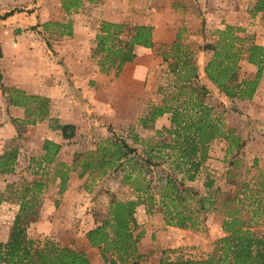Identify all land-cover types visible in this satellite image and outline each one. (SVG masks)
<instances>
[{
    "label": "rangeland",
    "instance_id": "1",
    "mask_svg": "<svg viewBox=\"0 0 264 264\" xmlns=\"http://www.w3.org/2000/svg\"><path fill=\"white\" fill-rule=\"evenodd\" d=\"M32 1L36 5H34L30 19H16L17 22L7 25L9 28H6L5 33H9L13 23L15 25L20 24L19 34L24 33V36L18 52L20 55H26L28 46H30L31 52L35 49L39 57V51L42 49L38 42L45 41L50 47L51 40L62 37V34L59 33L63 32L68 35L71 23L68 27H64V30H61L62 27L57 24L60 17H66L61 0ZM80 1L82 2V0ZM103 1L84 0L79 8L72 9L71 13L86 14L88 10L95 9ZM107 1L110 7L123 8L121 12H126L127 10L124 8L133 5V13H138L137 6L146 2L148 8L144 9L142 6L143 15L141 17H153V21L162 28L160 32L162 36H166L168 31L170 32V30L165 29V25H169L171 28L173 26L171 29L172 36L176 37L175 40H178L192 52L191 57L196 66H198V54L201 48L205 44H214L219 36L218 30L223 29L225 25L233 26V33L246 40L241 42L242 56L236 64L238 78H252L254 76L256 68L246 60L243 48L258 37V24H264V19L260 17V14L264 17V13L254 10L257 0H202L208 3L205 7L208 10L205 11L195 5V0ZM135 20L137 18H134ZM43 22L45 24L41 25ZM128 25H131L132 28H129ZM133 29L132 23L125 24V31L121 34V38L124 40L128 38ZM13 30L15 32L18 29L11 31L13 32ZM262 34L264 35V31ZM32 37L36 38V45L34 46L29 44ZM169 45L152 46L150 53L154 54V59L153 61L147 60L150 65L145 77L129 80L120 77L118 74L115 78L110 77L111 82H108V78L105 77L100 81L101 88L95 94L100 100L110 103L109 108L103 105L104 110L102 109L101 112L103 115L109 112L110 115H107L110 116L111 120L100 121L94 131L88 134L78 131L76 138L81 142L80 150L72 151L71 147L65 152L66 155L74 152L71 161H57L51 164H45L41 161V149L39 147L43 144H41V138L44 136L45 127L34 130L33 126H28L31 120L18 122L19 126L16 127L15 132L4 130L0 133L2 135L0 136L2 140L0 148L2 150L17 148L20 154L14 171L0 174V194L3 198L0 205V240L3 241L8 237L17 211L20 197L16 191L21 190L26 182L38 179L41 175L45 185L38 196L37 212L39 214L42 209L44 216H48V220L36 223L40 218L37 215L36 218L30 219L27 228L28 235L41 241L49 239L59 245L71 246V238L59 228L66 231L70 230V226L87 229L92 226V223H99L106 217L108 202L112 197L118 199L133 198L134 193L131 186L123 181L124 175L130 169L132 158H123L122 165L106 168L104 171L99 168H89L79 176L78 174L82 169L81 161L85 160L89 153L94 155L101 146L110 147L111 142L120 143L123 141L128 146L135 148L137 154L142 155L148 145L155 148L161 142L168 140L169 136L164 128L169 126V119L167 126L164 125L163 120H154L147 127H142L139 120L152 104L160 103L164 92L168 91L166 89L168 68L167 63L162 60L161 54L168 49ZM203 50L208 61L212 55V50L210 48ZM159 57H161L160 60ZM194 82L206 84L208 92L203 97L204 102L212 107V114L221 122L222 128L231 129L232 134L238 135L242 143L238 149L234 148L233 145L227 149L225 140L214 139L209 145V157L203 162L196 177L193 180L183 181V188H187L189 191L186 202L194 210L196 216V223L193 228L165 225L161 208L157 203L152 206L154 211L151 214L145 212V207L144 210L138 211V219L136 217L137 208L143 205L136 208L135 220L137 225L135 232L143 230L138 247L140 252L148 256L146 264H158L159 255L163 251H166V255L171 258H174L176 253L192 258L205 257L212 247V242L223 235L221 230L222 234L215 236L216 230L209 228L208 223L210 219L215 217L217 221L219 220L220 226L224 210L221 204L224 198H239L243 204L240 213L247 220L252 216L251 210L259 205L260 209L257 210V215L250 219V225L257 233L264 231V212H260L264 210V93H260L257 101L252 104L248 100L240 102L236 98H227L213 84L208 83L207 77L204 81L198 77L197 81ZM0 87H2L1 84ZM26 101L27 116L34 115L36 117L35 111L39 110L42 103L39 100ZM33 102H35V107L32 105ZM29 107L30 109H28ZM144 109L146 110L144 111ZM55 122V120H49V124L52 126ZM73 142L72 140L69 141L68 145ZM132 154L134 153L128 156ZM92 159L94 157L91 158V161H93ZM61 164H65L67 168ZM162 164L165 167L168 166L165 162ZM59 168L67 173L64 183L65 189H67L68 183L70 184V179L73 178L74 191L69 193L65 199L62 197L65 189L59 192L60 180L54 175V171ZM167 170L169 169L167 168ZM167 170L158 166L152 167L151 172H142L141 176L150 179L153 186H159L158 176H164ZM175 174L173 173V175ZM175 176L179 178L180 174ZM207 178L213 180V185L209 189L203 186ZM207 193L214 198V206L206 212L197 211L199 208L198 197L200 195L205 196ZM76 222L78 224H75ZM42 225H46L44 229L49 228L54 231V234L45 235L39 232ZM77 240L79 243L82 242L80 237ZM209 242L210 246H208ZM93 248L90 251L91 254L97 249L96 247Z\"/></svg>",
    "mask_w": 264,
    "mask_h": 264
},
{
    "label": "trees",
    "instance_id": "2",
    "mask_svg": "<svg viewBox=\"0 0 264 264\" xmlns=\"http://www.w3.org/2000/svg\"><path fill=\"white\" fill-rule=\"evenodd\" d=\"M61 2L64 11L76 9L81 4L80 0ZM254 10L264 13V0H257ZM16 11L17 8L10 9L0 14V19ZM57 24L64 25L59 22ZM124 28L125 24L121 22H100L91 56L96 60L101 72L114 70L117 74L125 62L134 59L136 45L153 46L151 25H135L133 32L125 40L121 38ZM233 29V26L225 25L223 29L218 30L219 36L214 44H205L201 48L212 50L203 72L209 82L227 98L249 100L255 93L264 69V46L250 42L243 48L246 60L254 65L256 70L252 78L239 79L236 64L242 56L241 42L246 40L234 34ZM161 55L168 68V91L164 92L160 103L152 104L146 110L139 123L142 127H147L158 116L168 114L169 126L164 128L169 136L168 140L155 148L148 145L142 155L137 154L135 148L123 141L111 142L110 147L101 146L94 155L89 153L88 157L81 161L79 176L92 167L104 171L106 168L122 165L123 158L133 160L130 162L129 171L123 177V181L132 188L133 198L112 197L108 202L106 217L99 223L95 222L92 228L84 232L88 245L98 249L104 264H146L148 256L140 252L138 247L143 230L135 232V213L139 205H143L145 212L151 214L154 211L152 206L157 203L165 225L193 228L196 216L186 202L189 191L183 188V181L196 177L203 162L209 157V145L214 139L225 140L227 149L231 145L238 149L242 143L238 135L232 134L231 129L222 128L221 122L212 114V107L204 102L203 97L208 89L204 84L194 82L198 79V72L191 57L192 52L175 40ZM13 91L20 97H10L11 103L25 106L26 100H39L42 105L36 112L38 116L48 112L46 99L27 95L19 90ZM35 121L31 120V123ZM55 121L53 126H49L57 130L63 139L68 140L74 136V124ZM41 149V161L51 164L55 162L60 144L45 139ZM131 153L134 154L128 156ZM18 155L17 148L0 153V174L14 171ZM92 157L95 160L91 161ZM162 162L168 166L165 167ZM61 165L67 168L65 164ZM157 166L169 170L164 176H158L159 186H153L152 181L141 174L151 172V168ZM173 173L180 174V177L177 178ZM66 174L61 168L54 171V175L60 180L59 192L65 189ZM41 176L26 182L21 190L16 191L20 199L9 235L5 240H0V264H91L82 249L59 245L49 239L41 241L28 235L30 219L38 215V196L45 185ZM212 185L213 180L209 178L203 183L206 189ZM2 201L0 194V205ZM197 203V211L206 212L214 206L215 200L207 193L205 196L200 195ZM242 206L241 200L236 197L222 200L221 207L224 210L220 228L223 235L212 242V247L205 257L192 258L176 253L174 258H171L163 251L159 255L158 264H264V231L257 233L250 225V219L257 215L260 206L257 205L251 210L252 216L248 220L240 213ZM80 243L83 245L84 241Z\"/></svg>",
    "mask_w": 264,
    "mask_h": 264
},
{
    "label": "crops",
    "instance_id": "3",
    "mask_svg": "<svg viewBox=\"0 0 264 264\" xmlns=\"http://www.w3.org/2000/svg\"><path fill=\"white\" fill-rule=\"evenodd\" d=\"M83 2L84 0H82L81 4ZM194 2L199 9H202L203 11L208 10L205 8L208 5L205 1L195 0ZM34 5L36 4L33 3L32 0H0V14L13 8L18 9V11L14 12L12 15L0 19V84L2 85V87H0V133L4 130L7 132H15L17 130L16 127L19 126L18 122H21L22 120H36L34 125L30 121L28 126H33L34 130L45 127L44 136L41 138V144L45 139L60 144V149L55 157V162H69L71 161L74 152H71L70 155H66V149H71L72 147V151L80 150L81 142L76 138L78 137V131L88 134L89 132L94 131L95 127L98 126V123L100 124V121L111 120L109 118L110 116H108L110 115L109 112H107L108 115L106 113L103 115L101 112L102 109L104 110L103 105H106V107L109 108L110 103H108V101L100 100L95 94L101 88L100 81L105 77L108 78V82H111L110 77L115 78L118 74L120 77L129 80L145 77L150 65L147 63V60L151 59L153 61L154 59V54L150 53L152 47L136 45L134 47V52L136 54L134 59L125 62L117 74L114 70L102 73L99 70L96 60L91 56V50L95 45V37L99 32L100 22L102 20H107L124 24L129 22L132 23L133 26L137 24L151 25L153 46L169 45L176 39V37L174 38V36H172L171 29H173V26L171 28L169 25H165V29L170 30V32L168 31L166 36H162L160 35L162 28L158 26V23L153 21V17H141V15H143L141 12L142 6L144 9L148 8L146 2L137 6L136 10L138 13H133V5L125 7L124 9L127 10L126 12H121L123 8L110 7L108 1L104 0L95 9L88 10L86 14H81V12L71 13V10L64 11L63 9L66 17H60L58 21L64 24L61 26V30H64V27H68L69 23H71L68 30L70 33H68V35L63 32L59 33L62 34V37L51 40L52 45L50 42V47L47 46L45 41L38 42L39 47L42 49V51H39V57L35 49L31 52L30 46H28V53L26 55H20L18 50L20 49V42L24 36V33L19 34L20 24L15 25V23H13V26L10 27L9 33H5V31L8 27L7 25H11L12 22H17L16 19H30L34 10ZM223 5L224 4L222 3V6ZM258 12L262 13V11ZM93 15H95V17H93ZM260 17L261 19H264L261 14ZM134 18H137V20L134 21ZM43 24L45 23L43 22L41 25ZM128 27L132 28L131 25H128ZM12 29L18 30L15 32L13 30L12 32ZM257 29L259 33L254 42L264 45V35L262 34L264 31V24H258ZM35 39L36 38L34 37L30 38L29 44H32L33 46L36 45ZM203 54L204 50L201 49L198 54L197 62L198 77L201 81H204L206 78L203 68L207 61V57ZM160 59L161 57H159V60ZM13 90H19L27 95H36L40 98L46 99L49 107L48 112L44 111V115L38 116L36 113L37 111H35L36 117H34V115L27 116L25 106L18 103H11L9 101L10 97H20L17 96L18 94ZM260 93H264V69L263 75L258 83V88L252 99L248 100V102L251 101L252 104H254ZM239 101L244 102L242 100ZM33 103L32 105L35 107V102ZM28 109H30V107ZM145 110L146 109H144V111ZM49 120H58L59 123L74 124L76 126L75 135L68 140L63 139L57 130L48 125ZM155 120H163L164 125L167 126L168 115L163 114ZM71 140L74 142L71 145H68ZM0 142H2L1 137ZM41 147H39V149H41ZM3 151L4 150L0 148V153ZM42 154L43 152L41 149L40 155L42 156ZM18 156H20V154ZM70 181L67 189L62 193L64 199L69 193L74 191L72 183L73 178L70 179ZM140 210H144V206L137 208V219L138 211ZM38 215L40 218L36 223H42V221L48 220V216H44L42 209L39 211ZM215 219V217L210 219L208 226L211 229L214 228L216 230L215 236H218L222 234V231L218 223L219 220L217 221V219ZM77 222H79V220H77ZM77 222L75 224H78ZM92 226H94V223H92ZM92 226H89L87 229ZM44 227H46V225H42L39 228V232L45 235L48 233L54 234V231L49 228L44 229ZM59 229L64 232L66 236L71 238V246L76 249H82L86 253L91 264H104L97 249H95V252H92L93 254L90 253V251H92L91 249L94 248L88 245L85 238L84 232L87 229H81L77 226H70V230L68 231L63 228ZM48 230L50 231L48 232ZM79 237L82 239L80 241H84L83 245L77 240ZM208 246H210V242L208 243Z\"/></svg>",
    "mask_w": 264,
    "mask_h": 264
}]
</instances>
